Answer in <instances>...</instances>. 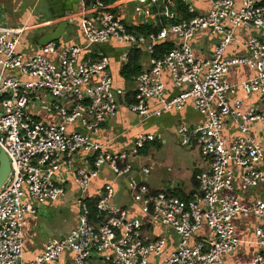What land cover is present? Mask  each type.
<instances>
[{
  "label": "built area",
  "instance_id": "built-area-1",
  "mask_svg": "<svg viewBox=\"0 0 264 264\" xmlns=\"http://www.w3.org/2000/svg\"><path fill=\"white\" fill-rule=\"evenodd\" d=\"M41 1L36 0L34 9ZM80 1L84 44L61 39L25 54L22 36L28 28L0 25V148L11 164L10 177L0 190V264H60L66 253L74 255V264H93L94 252L100 256L95 264H225L224 258L240 245L235 220L249 217L260 222L254 229L259 252L251 264H264V201L245 202L235 193L238 183L245 192L264 190V137L258 139L252 132L264 129V42L250 38L241 44L245 54L227 55L238 30L264 33V3L207 0L208 12L198 14L197 0H182L191 18L175 22L176 2L164 0L167 25L144 37L130 32L124 5L136 3L134 12L146 23L159 16L152 10L158 0ZM62 19L75 23L73 16ZM202 31L219 37L207 58L197 57L193 48ZM171 36L179 42L162 57L155 56V45ZM104 44L124 47L122 65L134 50L145 47L149 62L132 91L115 86L108 56H83ZM244 67L255 76L237 85L226 80L230 71ZM165 76L177 91L172 97L167 95ZM239 91L247 98L257 97L259 103L247 107L245 99L236 97ZM129 94V110L144 120L182 110L189 103L205 118L199 125L177 127L181 145L197 148L209 166L196 175L198 187L189 201L152 193L144 182L151 168L142 165L138 171L131 164L141 150L160 139L158 134L139 135L119 154L106 151L97 140L102 125L116 118ZM152 102L160 108L153 111ZM231 127L236 133L229 141L223 132ZM106 166L117 179L127 176L131 199L148 217L147 224L112 205L113 182L97 197L88 195ZM69 176L79 189L78 225L27 262V219L37 216L41 206L66 197ZM145 224L159 226L160 236L147 241ZM205 227L210 235L201 240L197 236ZM172 237L175 246H170Z\"/></svg>",
  "mask_w": 264,
  "mask_h": 264
},
{
  "label": "crops",
  "instance_id": "crops-1",
  "mask_svg": "<svg viewBox=\"0 0 264 264\" xmlns=\"http://www.w3.org/2000/svg\"><path fill=\"white\" fill-rule=\"evenodd\" d=\"M66 4L67 9H71L65 13V17L73 16L75 23L70 25L69 30L65 33L61 42H71L76 44H84L85 36L80 25L81 11L83 4L80 0H62ZM121 1V0H120ZM129 2V0H122ZM36 0H0L2 8L6 11H10L15 15H18L17 22L13 27H27L22 36V48L28 49L29 52L35 53L39 46L36 41L41 39L46 33L55 30L56 25L59 22L65 21L64 19L56 20L53 18L55 12L52 11L53 7L48 5L47 0H42L43 8L49 18L45 21L51 23L46 26L39 28L38 25L42 24V20L39 21V15L37 14L38 6L34 9ZM197 2V3H196ZM264 2V0H261ZM136 3L125 4L124 9L127 13V23L129 27H138L144 23L142 16H138L134 12ZM159 5V4H158ZM153 7V13L159 14L156 18H151L150 21L153 23H162L166 21V17L160 12V5ZM194 5L197 8L198 14H205L210 8V3L207 0H197ZM176 8V7H175ZM176 11V10H175ZM32 12H34L32 14ZM188 13V12H187ZM52 14V15H51ZM182 20V14L177 12ZM191 17V15L188 13ZM163 16V18H161ZM161 18L160 22L158 19ZM47 21V22H48ZM45 23V22H43ZM55 25L54 28L49 26ZM52 29V30H48ZM257 37L264 42V33L256 30L240 29L237 32V42L234 43L228 50V56H235L245 54V49L241 45L246 40ZM30 39V40H29ZM219 37L213 35L210 31H202L195 37L193 48L196 56L199 58H207L211 56L215 46L217 45ZM168 42L175 46L179 42V39L171 36ZM25 43V44H24ZM23 49V50H24ZM124 47L116 44H104L93 46L89 51L84 53V57H96L98 55H106L109 57L110 73L113 76L115 86L118 88L125 89L127 92L132 91L135 88V82L128 83L121 75L123 66L121 64V57L123 54ZM142 49V69H144L149 62V55L146 49ZM255 76V72L248 68H238L230 71L226 80L232 84H240L242 81L250 79ZM165 84L168 87V97H172L177 92L173 89L171 81L168 76L164 78ZM236 97L245 99L247 107L250 105L258 104V98L252 97L247 98L245 93L239 91ZM130 100L133 101V95L129 94L126 96V100L122 101L118 110L116 118L108 120L102 125L101 132L97 136V140L104 144L105 150L119 154L121 152L129 150L135 138L141 134H158L160 139L152 144H148L147 147L140 151V157L131 160V164L135 170H141L140 166H146L151 168L150 175L145 179V184L149 187L152 193H169L174 197L179 198L182 201H189L198 187L196 175L203 169L208 168V163L202 159L201 153L197 148H185L181 145L180 138L177 134L178 125L185 124L188 126H195L205 122V118L195 111L192 104L189 103L182 110H172L170 112H163L161 117H152L144 120L140 115L131 112L128 108ZM151 108L157 110L160 108V104L157 102L151 103ZM257 135L258 139L264 137V129L255 128L252 131ZM235 127L225 129L223 136L232 141L235 137ZM165 150V154H162V159L159 157V151ZM90 161L92 159L90 158ZM66 179V178H65ZM114 183L115 197L112 205L127 209L134 218H139L148 223V217L143 214L139 207L132 201L128 180L117 179L111 169L106 166L102 169L99 178L95 179L89 189L88 195L97 197L103 191L106 184ZM64 187L68 191L66 197L62 200L67 202V205H71L75 212V226L69 231L71 232L78 225V206L77 197L79 196V189L72 181V178L67 177ZM236 195L241 197L245 202H251L256 198L264 201V190L257 189L254 191H242L241 184L238 183ZM120 195L121 203H117V196ZM61 202V201H60ZM63 203V202H62ZM47 204H57L47 203ZM45 204V205H47ZM45 205L41 206L39 213ZM39 215V214H38ZM37 216L29 217L27 219V226L24 232V258L27 262H32L36 256L41 254L45 249L46 245L54 238H61L67 233L54 234L53 237L46 239L41 242H37ZM236 235L240 240L239 248L232 254L227 255L224 258L225 264H251L254 257L258 254L259 248L257 241L254 236V229L260 222L255 217L249 218H238L235 220ZM143 229V235L147 241H153L161 234V228L159 226L152 227L146 225ZM210 235V230L206 227L201 231L197 238L204 240ZM177 240L172 237L170 246H175ZM100 256L97 253L92 254L91 262L95 264L99 262ZM60 264H74V255L72 253L63 254L60 259Z\"/></svg>",
  "mask_w": 264,
  "mask_h": 264
},
{
  "label": "rangeland",
  "instance_id": "rangeland-1",
  "mask_svg": "<svg viewBox=\"0 0 264 264\" xmlns=\"http://www.w3.org/2000/svg\"><path fill=\"white\" fill-rule=\"evenodd\" d=\"M197 3V2H196ZM43 2L39 3V8L37 10V14L39 15L38 20L41 22H45L47 18H49L43 8ZM0 4V25L3 26H15L18 15L10 11H6L2 8ZM48 21V20H47ZM50 28H54L55 25L49 26ZM52 30V29H48ZM30 40V39H29ZM25 44V43H24ZM25 47V46H24ZM22 48V52L25 54H29L31 52ZM24 49V50H23ZM41 118L44 117L41 115ZM165 148L162 151H159V157L162 159V154H165ZM69 189L67 191V194ZM117 203H121L120 195L117 196ZM63 202V203H62ZM38 226H37V242L44 241L54 236V234L67 233L75 226V212L71 205H67V202L61 201L57 202V204H47L42 208L38 217Z\"/></svg>",
  "mask_w": 264,
  "mask_h": 264
},
{
  "label": "trees",
  "instance_id": "trees-1",
  "mask_svg": "<svg viewBox=\"0 0 264 264\" xmlns=\"http://www.w3.org/2000/svg\"><path fill=\"white\" fill-rule=\"evenodd\" d=\"M176 8H172V11L176 10V12H180L182 14V20H188L191 17L188 15L186 10V3H184L182 0H175ZM264 3V2H263ZM163 18V16L161 17ZM161 18L158 19L160 22ZM181 21L180 18H177L175 22ZM168 23V20L162 23H153V22H146L141 24L138 27L131 26L129 27V30L131 33H134L139 36L148 37L151 34H158L162 28H164ZM38 41H36L37 43ZM171 49H173V45L169 43L168 41L159 42L155 45V56L162 57L164 54L169 52ZM142 49L138 48L132 52L129 58V62L123 66L121 75L122 77L130 84L135 82V79L141 74L143 71L142 69ZM132 95V94H131ZM130 103L133 101L130 100ZM95 209L92 208V213L95 214Z\"/></svg>",
  "mask_w": 264,
  "mask_h": 264
},
{
  "label": "water",
  "instance_id": "water-1",
  "mask_svg": "<svg viewBox=\"0 0 264 264\" xmlns=\"http://www.w3.org/2000/svg\"><path fill=\"white\" fill-rule=\"evenodd\" d=\"M48 5L52 6V11L55 12L52 16L54 19H62L65 16V13L68 11H71V9L66 8V4L63 3L62 0H47ZM158 3L160 5V12L165 13L166 7L164 6V0H158ZM70 24L68 21H62L59 22L56 25V28L54 31L46 33L41 37V39L38 40L37 45L39 47H45L51 42H57L60 41L65 33L69 30ZM144 48L145 47H140ZM11 174V164L8 156L6 153L0 148V190L3 188V186L8 181ZM127 176L123 177L122 180H125ZM135 181H140V176H135Z\"/></svg>",
  "mask_w": 264,
  "mask_h": 264
}]
</instances>
